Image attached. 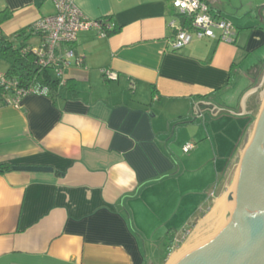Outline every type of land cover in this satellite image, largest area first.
I'll list each match as a JSON object with an SVG mask.
<instances>
[{"label": "crops", "instance_id": "1", "mask_svg": "<svg viewBox=\"0 0 264 264\" xmlns=\"http://www.w3.org/2000/svg\"><path fill=\"white\" fill-rule=\"evenodd\" d=\"M75 1L118 31L79 33L83 63L58 77L59 94L47 87L0 104V164L12 165L0 172V264H147L144 244L155 255L169 230L188 229L254 128L258 93L244 97L264 67V0H207L235 40L218 30L180 49L172 0ZM0 8L13 11L6 37L56 11L50 0Z\"/></svg>", "mask_w": 264, "mask_h": 264}, {"label": "built area", "instance_id": "2", "mask_svg": "<svg viewBox=\"0 0 264 264\" xmlns=\"http://www.w3.org/2000/svg\"><path fill=\"white\" fill-rule=\"evenodd\" d=\"M55 5V13L40 18L33 29L40 32V41L30 46L36 57V64L54 70L57 77H62L65 68L72 63L81 65L83 56L75 48L79 33L95 28L99 35H107L112 24L106 18L94 19L87 16L77 5L75 0H50ZM177 10L178 22L172 21L175 37L171 42L173 49H180L189 44L194 37H215L220 30L219 38L222 41L235 40V28L227 18H215L207 0H172ZM106 75L110 78L115 72L107 69ZM0 84L4 87L8 103H18L28 93H47L46 86L37 84L22 87L18 81L0 72ZM194 147L193 142L187 143L183 150L189 151Z\"/></svg>", "mask_w": 264, "mask_h": 264}, {"label": "water", "instance_id": "3", "mask_svg": "<svg viewBox=\"0 0 264 264\" xmlns=\"http://www.w3.org/2000/svg\"><path fill=\"white\" fill-rule=\"evenodd\" d=\"M262 86L264 78L244 99ZM260 97L252 134L246 140L233 188L227 194V221L174 264H264V88ZM13 169L52 170L39 165H14Z\"/></svg>", "mask_w": 264, "mask_h": 264}, {"label": "rangeland", "instance_id": "4", "mask_svg": "<svg viewBox=\"0 0 264 264\" xmlns=\"http://www.w3.org/2000/svg\"><path fill=\"white\" fill-rule=\"evenodd\" d=\"M39 41L40 39H39V36L37 35L31 36L29 38V42L32 45L38 44ZM10 64H11V59L7 56H4L0 51V69L2 70L8 69L10 67ZM263 78H264V67L258 71L257 80H255L253 84L251 86H248L247 88L251 89L253 87H257L262 82ZM248 83H249V80L247 79V77H241L239 80V86L243 85L246 87ZM263 88L264 86H262L261 89L257 92L258 99H259L258 101H260V103H261V100H260L259 95H260L261 90H263ZM258 111H259V108L256 107L255 114H254L255 116H257ZM251 134L252 132L250 133V135ZM242 145L239 147H242ZM180 154H182L181 149L178 151L177 155L179 156ZM238 165H239V162L237 160H234L233 163L231 164L230 173H228L227 177L225 178V182H224L225 184H224L222 191L211 200V203L207 208L202 209L199 204L196 208L193 209V206H194L193 204L192 216H194L195 218L190 223L188 229H186V231L183 232V234L176 235L174 247L164 262H163V259L165 257V248L162 243H158L154 245L155 250H157L155 254L156 256L151 255L153 251L152 250L149 251L147 245L144 244L145 252L147 255L146 257H150L148 259L147 264H169L171 257L174 254H176L177 252L184 253L187 250H190L191 248L203 243L204 241L209 239L211 236H213L223 226V224L227 221L226 208L221 210L219 209L218 204L222 199H224V201L227 204L228 202V200H226L227 194L233 188L236 175H237V171H238ZM195 196H196L195 194H192V198H194Z\"/></svg>", "mask_w": 264, "mask_h": 264}, {"label": "trees", "instance_id": "5", "mask_svg": "<svg viewBox=\"0 0 264 264\" xmlns=\"http://www.w3.org/2000/svg\"><path fill=\"white\" fill-rule=\"evenodd\" d=\"M13 11L9 8H0V51L4 56L11 59L10 67L6 70L7 77L18 81L22 87H28L34 84L46 86L53 92L60 93L59 79L51 72V68L42 67L36 64V57L30 50L29 38L34 35H40L33 29V25L23 28L16 32L11 37H6L1 31V25L4 21L9 19ZM118 28H113L107 31V35H112L117 32ZM64 87L73 88V81L67 80ZM62 86V87H63ZM4 87L0 84V104H7V97L4 95ZM260 101L256 102V107L259 106ZM12 168L10 164H0V172ZM174 230L167 232L165 241V257L163 262L172 251L175 242Z\"/></svg>", "mask_w": 264, "mask_h": 264}, {"label": "bare ground", "instance_id": "6", "mask_svg": "<svg viewBox=\"0 0 264 264\" xmlns=\"http://www.w3.org/2000/svg\"><path fill=\"white\" fill-rule=\"evenodd\" d=\"M227 200V199H226ZM227 204L226 202L224 201V199H222L219 204H218V207L219 209L223 210L224 208H226ZM188 251V250H187ZM186 251V252H187ZM185 253V252H184ZM184 253H176L174 254L172 257H171V260H170V263L169 264H174Z\"/></svg>", "mask_w": 264, "mask_h": 264}]
</instances>
